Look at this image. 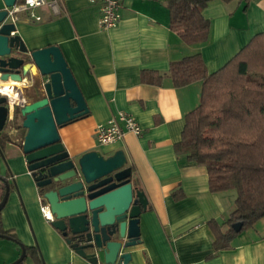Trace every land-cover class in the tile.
Masks as SVG:
<instances>
[{"label":"crops","instance_id":"obj_1","mask_svg":"<svg viewBox=\"0 0 264 264\" xmlns=\"http://www.w3.org/2000/svg\"><path fill=\"white\" fill-rule=\"evenodd\" d=\"M168 1L123 0L118 24L103 29L97 4L59 0L60 13L43 7L37 9L39 21L20 16L17 34L29 50L59 46L83 93L88 113L58 130L66 151L80 157L98 150L108 157L123 150L134 186L148 198L140 215L141 242L125 249L132 253L129 264H264V217L241 231L230 249L216 254L209 222L225 223L237 191L212 192L207 167L176 152L186 115L200 104L203 83L176 87L168 74L172 61L197 53L209 72L223 67L264 31V0H250L247 8L244 0L209 2L203 14L211 20L210 36L192 45L170 28ZM144 70L161 73L162 82H145ZM28 85H19L26 95ZM119 111L133 114L143 133L98 143L95 128ZM16 131L11 127L0 134ZM17 132L18 138L5 141L0 152V175L12 185L0 229L12 230L24 245L37 247L46 264H87L43 215L42 194L19 145L26 131ZM21 252L16 241L0 237V264L16 261ZM24 264L37 263L29 253Z\"/></svg>","mask_w":264,"mask_h":264},{"label":"water","instance_id":"obj_2","mask_svg":"<svg viewBox=\"0 0 264 264\" xmlns=\"http://www.w3.org/2000/svg\"><path fill=\"white\" fill-rule=\"evenodd\" d=\"M3 2L0 24L16 0ZM0 78L29 84L27 95L22 93L27 102L19 106L21 128L26 131L22 150L42 199L50 206L51 224L87 264L115 263L118 258L129 264L132 253L125 249L141 242L140 215L148 198L134 186L123 150L108 157L98 150L72 157L60 141L59 127L86 115L88 106L59 46L29 50L16 23H2ZM9 119L8 97L0 94V131ZM9 194L7 184L0 212ZM232 226L239 232L243 223ZM21 248L20 257L10 264L24 260L27 251Z\"/></svg>","mask_w":264,"mask_h":264},{"label":"trees","instance_id":"obj_3","mask_svg":"<svg viewBox=\"0 0 264 264\" xmlns=\"http://www.w3.org/2000/svg\"><path fill=\"white\" fill-rule=\"evenodd\" d=\"M211 1L214 0L168 1L170 28L185 43L192 45L208 40L211 20L204 16L203 10ZM244 1L247 8L250 0ZM254 70L264 73V31L216 71L209 72L200 53L170 63L168 74L176 87L198 80L203 83L200 104L186 115L182 139L175 144L176 152L207 167L212 192L237 191L235 208L225 223L209 222L216 254L230 249L241 231L264 217V82L249 76ZM163 77L154 70L142 72L143 80L152 84H160ZM19 118L17 106L13 122L21 130ZM20 136L22 146L24 135ZM11 140L9 134H0L1 147ZM7 184L11 190V183L0 175V202ZM236 222L243 223L239 232L232 226ZM0 234L24 246L27 255L31 253L37 264H46L39 249L24 245L14 231L0 229ZM24 260L19 264H24Z\"/></svg>","mask_w":264,"mask_h":264},{"label":"built area","instance_id":"obj_4","mask_svg":"<svg viewBox=\"0 0 264 264\" xmlns=\"http://www.w3.org/2000/svg\"><path fill=\"white\" fill-rule=\"evenodd\" d=\"M90 3L97 4L100 8V26L103 29H110L115 27L120 18V9L123 5V0H87ZM49 7L55 14L60 13L59 0H16V3L7 8L8 16L2 23L14 22L16 23L20 15H27L29 18L39 21L42 16L38 14L37 9ZM0 24V26L2 25ZM17 88H13V91L19 93V99L13 101L10 94H4L8 97L10 106V118L14 119V111L17 106H22L27 102V98L22 95L20 84H16ZM19 88V89H18ZM131 132L136 135L143 133V128L140 125L136 117L127 112L119 111L116 115H113L108 121L100 123L95 128V135L98 143L110 144L122 140L126 133ZM43 215L53 220L54 217L50 211V206L47 202H43L41 205ZM120 258L115 263L99 262L98 264H122Z\"/></svg>","mask_w":264,"mask_h":264},{"label":"rangeland","instance_id":"obj_5","mask_svg":"<svg viewBox=\"0 0 264 264\" xmlns=\"http://www.w3.org/2000/svg\"><path fill=\"white\" fill-rule=\"evenodd\" d=\"M20 16H22V15H20ZM19 16V17H20ZM249 76L250 77H252L253 79H255V80H258V81H260V82H264V73L263 72H260V71H258V70H254V71H250L249 72ZM14 117V116H13ZM18 122L19 123H22V119H19L18 120ZM11 127H13V129H15V131L17 130H20V129H17V128H15V126H14V122H12V118H10L8 121H7V123H6V125H5V127H4V131L6 132V131H8ZM23 128H21V131H23L22 130ZM15 132L14 134H12V135H10V137L11 138H13V139H17L18 138V132Z\"/></svg>","mask_w":264,"mask_h":264},{"label":"bare ground","instance_id":"obj_6","mask_svg":"<svg viewBox=\"0 0 264 264\" xmlns=\"http://www.w3.org/2000/svg\"><path fill=\"white\" fill-rule=\"evenodd\" d=\"M17 81L5 82L0 78V94H10L13 101L19 99V93L13 91L12 85Z\"/></svg>","mask_w":264,"mask_h":264},{"label":"clouds","instance_id":"obj_7","mask_svg":"<svg viewBox=\"0 0 264 264\" xmlns=\"http://www.w3.org/2000/svg\"><path fill=\"white\" fill-rule=\"evenodd\" d=\"M30 2H31V0H30Z\"/></svg>","mask_w":264,"mask_h":264}]
</instances>
